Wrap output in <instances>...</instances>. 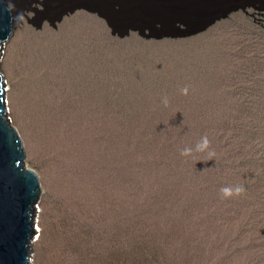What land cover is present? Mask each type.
Instances as JSON below:
<instances>
[{"label": "rangeland", "instance_id": "1", "mask_svg": "<svg viewBox=\"0 0 264 264\" xmlns=\"http://www.w3.org/2000/svg\"><path fill=\"white\" fill-rule=\"evenodd\" d=\"M21 1L39 11L30 18L65 14L40 30L24 19L0 63L7 117L41 182L31 264H264V3L146 38L126 32L129 3L100 1L121 21L113 35L87 0ZM180 126L216 153L194 152L192 172ZM135 127L167 128L174 151L134 156ZM86 160L100 166L94 178ZM65 163L78 171L67 181ZM177 173L173 189L146 188ZM211 176L246 191L222 198Z\"/></svg>", "mask_w": 264, "mask_h": 264}, {"label": "water", "instance_id": "2", "mask_svg": "<svg viewBox=\"0 0 264 264\" xmlns=\"http://www.w3.org/2000/svg\"><path fill=\"white\" fill-rule=\"evenodd\" d=\"M83 1V0H82ZM101 0H87L97 7L99 17L103 18L112 34L121 25V21L108 9L102 7ZM115 2L118 7L129 3L135 8L124 18L126 32H141L150 38L144 29L152 31L157 25L174 28L182 24L187 27L204 29L225 19L239 9L254 8L260 10L256 3L264 0H107ZM15 8L9 11V4ZM29 4V3H28ZM27 4V5H28ZM128 4V5H129ZM43 5V4H42ZM57 10L65 6H58ZM39 11L23 5L21 0H0V63L5 50L9 47L14 31L25 19L36 29H42L45 22L57 26L64 18V12L53 14L41 12L42 17H29L31 12ZM109 11V12H108ZM17 12L23 13L24 19L19 23L12 17ZM94 13L95 10H93ZM47 16L51 18L47 19ZM37 22V23H35ZM124 37V35H121ZM4 76L0 73V264H31L32 245L36 237L37 208L40 204L41 182L39 175L26 166V152L17 129L7 117V100Z\"/></svg>", "mask_w": 264, "mask_h": 264}, {"label": "trees", "instance_id": "3", "mask_svg": "<svg viewBox=\"0 0 264 264\" xmlns=\"http://www.w3.org/2000/svg\"><path fill=\"white\" fill-rule=\"evenodd\" d=\"M176 130L177 131H176L175 134H177V132L180 131V135L178 136V140L179 139L182 140L183 138H188V140H187V143L188 144L187 143L177 142L178 144H180V146H179V155L178 156H181L180 153L184 149V148L181 149L183 147V145H185V147H190V148H192L194 150L196 144L200 141V137L198 135V131L195 128L192 129V127L191 128H189V127L183 128L181 126L179 128H176ZM130 134H131V137H132L133 141L135 142V143H132V145H133V152H132V154L134 156L140 157L141 156V153H145L147 155L150 154V153L151 154L158 155V151H159L160 148L154 147V145H157L158 146V145L165 144V148H166L167 151L169 150V148H170L171 151H174V150H172V146L171 147L169 146L168 139H171L172 137L168 134V129L167 128L135 127V128H132L130 130ZM175 134H173V135H175ZM122 136H123V134H120L119 138H121ZM145 141L147 142V145H148L147 147L148 148L147 149H142L144 147L143 142H145ZM146 142H145V144H146ZM184 142H186V141H184ZM137 143H139L140 146ZM81 149H83V147ZM194 152L195 151H193V154H194ZM193 154L190 157L181 156V158L183 159V161L185 160L184 167L189 172H192V168L195 170V167L197 165L196 164L197 160L193 157ZM202 155H203V153H202ZM158 162H159V164L161 166H163V162L162 161H158ZM63 165L60 167L61 168L60 171H62L61 178L63 177L64 181H67L66 178H65L66 175H74V172H75V174L78 172L77 170H74V172H72V170H69L68 168H66V165H67L66 163L63 164ZM87 166H89V168L86 170V167ZM171 166H173V165H171ZM143 167H144V165L141 163L139 165V167H138V170L139 171L140 170H143ZM99 168H100V166L98 167V170H99ZM85 170L88 171V173H89V175H90L91 178H94L98 174V170L95 169L94 164L91 161H89V160H86V162H85ZM189 174H191V173H189ZM76 175H78V174H76ZM178 175H179V173L175 174L173 176V178L172 177H167V175H165L166 176V179L163 182L160 181V178L158 176L157 182L156 181H153L152 179H150V181H148L146 183L147 187H146V185H145V187L147 189L148 188H159V185H161V186L167 188V190H168V188L169 189L170 188L173 189L176 186V184H177V182L175 180H178ZM219 177L220 176H218V177L211 176V178H210L211 180L208 179L209 180V183L211 184L210 189L212 191L213 190H217L218 192H220V188L222 186H224V184H222L220 181H218V178ZM64 181H62L63 184H64V186L65 187H69L68 182H64ZM86 182L87 181L85 179V176L83 175L82 180H81V183L82 184H85ZM90 182H92V181L90 180ZM70 183H72V182H70ZM162 183L163 184L165 183V184L162 185ZM211 199H213L212 201L215 200L213 197H211Z\"/></svg>", "mask_w": 264, "mask_h": 264}, {"label": "clouds", "instance_id": "4", "mask_svg": "<svg viewBox=\"0 0 264 264\" xmlns=\"http://www.w3.org/2000/svg\"><path fill=\"white\" fill-rule=\"evenodd\" d=\"M15 5L14 4H9V11L14 10ZM13 21L16 23H19L20 21H22L24 19L23 13L17 12L15 16L12 17ZM188 87H184L183 89H181V94L182 95H188ZM162 104L167 107L169 104V99L167 96L162 98ZM210 144L211 142L209 141L207 135L203 136L201 138V140L196 144L195 149L193 150L190 147H185L180 155L184 156V157H190L193 154V151L197 152V153H207V156L209 158V160H211L212 158H214L216 156V153L214 150H210ZM246 189L244 188L243 185H236V186H227V187H223L220 189L222 198L225 199H231L233 197H239L241 195H243L245 193Z\"/></svg>", "mask_w": 264, "mask_h": 264}, {"label": "bare ground", "instance_id": "5", "mask_svg": "<svg viewBox=\"0 0 264 264\" xmlns=\"http://www.w3.org/2000/svg\"><path fill=\"white\" fill-rule=\"evenodd\" d=\"M64 1V0H63ZM65 2V1H64ZM63 3V2H62Z\"/></svg>", "mask_w": 264, "mask_h": 264}]
</instances>
